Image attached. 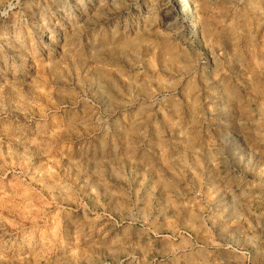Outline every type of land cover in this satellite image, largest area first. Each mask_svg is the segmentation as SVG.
I'll return each instance as SVG.
<instances>
[{
  "label": "rangeland",
  "instance_id": "obj_1",
  "mask_svg": "<svg viewBox=\"0 0 264 264\" xmlns=\"http://www.w3.org/2000/svg\"><path fill=\"white\" fill-rule=\"evenodd\" d=\"M0 264H264V0H0Z\"/></svg>",
  "mask_w": 264,
  "mask_h": 264
}]
</instances>
